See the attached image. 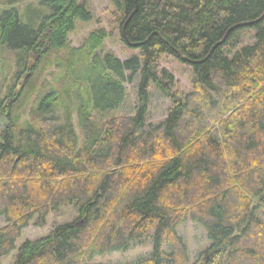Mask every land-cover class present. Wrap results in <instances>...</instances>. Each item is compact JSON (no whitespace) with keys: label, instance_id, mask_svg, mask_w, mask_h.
Instances as JSON below:
<instances>
[{"label":"trees","instance_id":"1","mask_svg":"<svg viewBox=\"0 0 264 264\" xmlns=\"http://www.w3.org/2000/svg\"><path fill=\"white\" fill-rule=\"evenodd\" d=\"M2 1L0 47L19 52L16 77L48 53L70 49L76 21L91 18L83 0H36L24 6L27 21L22 0ZM112 2L122 30L135 0ZM263 12L264 0H137L125 31L131 42L145 40L138 54L120 60L103 52L104 29L70 49L65 73L84 84L86 104L57 111L53 89L34 111L40 125L16 126L10 103L17 93L0 98L7 122L0 132V260L31 219L43 226L50 212L72 206L75 219L25 239L10 264H104L92 259L142 243L151 228V251L134 264H214L220 256L225 264H264V18L233 29L208 55L232 25ZM246 28L254 29L251 43H243ZM174 49L204 59L189 63L195 90L186 95L172 90L173 75L160 68L164 54L181 59ZM137 74L135 113L96 124L93 112L118 108L124 83ZM151 83L171 101L156 124L146 122ZM187 217L210 241L193 262L176 230Z\"/></svg>","mask_w":264,"mask_h":264},{"label":"rangeland","instance_id":"2","mask_svg":"<svg viewBox=\"0 0 264 264\" xmlns=\"http://www.w3.org/2000/svg\"><path fill=\"white\" fill-rule=\"evenodd\" d=\"M87 9L91 14V18L87 21L77 20L75 28L69 33V48H78L82 45L83 40L88 34L95 29H104L107 31L106 38L102 45V51L113 54L120 60H126L133 55L138 54V49L126 45L122 40L119 11L113 6L112 0H83ZM22 17L27 19V13L24 11L26 4L37 5L36 0L19 1ZM15 4H18L17 2ZM6 6L5 1L0 0V7ZM253 28L243 30V43H251L253 41ZM70 49H60L48 53L44 59L30 72L29 69L15 76L18 70L19 52L8 50L0 47V98H4L9 90L17 93L15 102L11 104V118L16 120V126H23L24 123L40 125L36 121L34 111L40 99L49 91L56 89L60 93V100L53 107L58 111L64 106L71 109L76 106H83L86 103L87 89L82 83H75L67 77L66 63L67 58H71ZM73 64L78 65L77 58H73ZM160 68L167 70L173 75L171 83L172 90L186 95L193 92L195 88L192 86L193 69L192 66L183 62L181 59L170 54H164L160 57ZM77 71L78 69L75 68ZM79 72V71H78ZM70 75V74H69ZM138 74L135 75L132 82H125L126 96L120 106L114 110L102 113L93 112L95 122L104 127L108 126L113 119L128 117L135 113L137 104L136 86L138 82ZM83 104V105H82ZM171 101L164 96L152 83L149 86V101L147 105L146 122L149 124L159 123L167 114ZM89 108V106H88ZM212 117V116H211ZM4 115H0V132L6 125ZM73 122L79 132L76 115H73ZM190 120L187 118L181 123V132L188 130ZM260 216L264 218V209L260 211ZM76 218V212L72 206H64L56 211L50 212L46 218L45 225L35 223V218L31 219L29 224L23 228L20 238L15 243V249L1 258L0 264L12 263L18 247L25 239H38L46 235L52 225L72 221ZM5 223L0 217V226ZM177 233L183 238L187 245L189 261L193 262L198 255L210 246L204 226L195 221L191 217H187L176 227ZM154 228H151L149 237L142 243L133 245L126 251H113L103 255L94 256L92 261L104 264H134L139 259L146 257L152 248V234ZM214 264H225L224 257H218Z\"/></svg>","mask_w":264,"mask_h":264},{"label":"water","instance_id":"3","mask_svg":"<svg viewBox=\"0 0 264 264\" xmlns=\"http://www.w3.org/2000/svg\"><path fill=\"white\" fill-rule=\"evenodd\" d=\"M135 4H136L135 9H134L133 12L130 14L129 18L125 21V23H124V25H123V27H122V30H121V32H122V37H123L124 41L126 42L127 45H129V46H131V47H136V46H138V45H140V44H142V43L145 42V40H144L143 42H131V41L128 39L127 35H126L125 27H126L127 21L130 19V17L133 15V13L137 10V0H135ZM263 17H264V13H263V15H262L261 17H259L258 19L251 20V21L239 22V23H237V24L232 25V26L226 31V33L224 34V36L222 37V39L219 40L218 42H216V43L211 47V49H210L208 55L212 52V50H213L217 45L221 44V43L226 39V37H227V35H228V33H229L230 31H232V30L235 29V28L241 27V26L252 25L253 23L259 21V20H260L261 18H263ZM174 50L177 52V54L180 56V58H181L183 61H185V62H188V63L194 64V63H199V62H201L202 60H204V59H199V60L191 59V58H189V57H188V56H187V55H186L181 49H174ZM208 55H207V56H208ZM207 56H206V57H207ZM206 57H205V58H206Z\"/></svg>","mask_w":264,"mask_h":264},{"label":"bare ground","instance_id":"4","mask_svg":"<svg viewBox=\"0 0 264 264\" xmlns=\"http://www.w3.org/2000/svg\"><path fill=\"white\" fill-rule=\"evenodd\" d=\"M135 7H136V5H135ZM134 9H135V8H134ZM132 12H133V11H132ZM132 12H131V13H132ZM131 13H130V14H131ZM263 13H264V12H263ZM130 14H129V16H130ZM262 15H263V14H262ZM262 15H261V16H262ZM129 16H128V18H129ZM261 16H260V17H261ZM128 18H127V19H128ZM263 18H264V17H263ZM263 18H261V19H263ZM127 19H126V20H127ZM257 19H258V18H257ZM261 19H260V20H261ZM260 20H259V21H260Z\"/></svg>","mask_w":264,"mask_h":264}]
</instances>
